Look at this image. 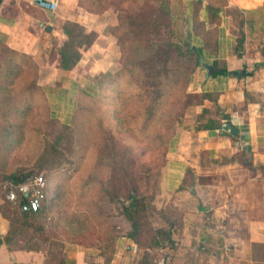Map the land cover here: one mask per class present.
<instances>
[{"label": "crops", "instance_id": "crops-1", "mask_svg": "<svg viewBox=\"0 0 264 264\" xmlns=\"http://www.w3.org/2000/svg\"><path fill=\"white\" fill-rule=\"evenodd\" d=\"M46 1L54 5L53 10L39 7L37 0H0V43L35 66L37 88L54 87L72 103L67 107L70 115L79 92L76 73L119 70L121 49L110 35L119 26V18L110 17V8L90 10L79 0ZM190 2L186 0V6ZM223 9L226 17L208 25L210 33L217 35L205 43V58L189 86L191 93L202 96L201 101L189 107L185 117L219 121L221 127L230 123L238 136L222 128L221 132L196 131L192 124L179 132L174 149L167 152L165 165L159 170L153 202L177 228L173 235L176 248L165 245L156 249L157 264H264V40L251 53L246 48L248 40L258 34L264 37V0H225ZM186 13L189 15L188 7ZM234 14L243 17L238 21L243 32L240 39L229 32ZM66 23L95 35L92 44L80 51V60L71 70L60 68L56 52L66 39L62 30ZM208 65H212V74L216 68L243 71V75H209ZM189 178L194 179L193 185L185 183ZM60 180L56 177L48 181V200L57 190L65 189ZM53 197L50 203L54 207ZM104 203L110 205L106 210ZM99 205L119 236L111 264H133L141 250L126 237L124 217L106 200ZM157 219L158 227L166 225ZM7 228L8 221L0 214V264H58L59 259L64 264H103L99 250L68 242H60L58 253L54 250L59 241H51L45 252L9 253L1 243Z\"/></svg>", "mask_w": 264, "mask_h": 264}, {"label": "trees", "instance_id": "trees-1", "mask_svg": "<svg viewBox=\"0 0 264 264\" xmlns=\"http://www.w3.org/2000/svg\"><path fill=\"white\" fill-rule=\"evenodd\" d=\"M224 1L219 3L212 0H191L189 6L187 5L190 23L193 26L187 35L189 40L185 37L175 41V31L171 26L175 17L171 16L170 2L167 0H161L159 7L156 8L159 15L153 16L152 19L144 17L142 20L145 24L141 26L133 22L130 16L131 12L129 15L127 14V21L130 29H132L127 32L130 36V44L124 46L125 38L117 36V43L122 53L120 58L122 67L115 75L109 73L101 75V78L109 77L110 82L106 84L117 89V98H112V101L116 102L120 98L116 103L118 107L115 111L121 114V120L118 121L117 119L116 121L118 130L124 127V117L125 122L130 125V130L126 133H130L129 136L136 142L138 140L144 142L152 121H166V124H163V129L153 135L150 141L157 143L158 147L161 144L167 146L166 152L172 150L171 146L177 140L179 132L190 127V125L181 127V120L186 110L198 104L202 98V96L194 94L196 97V101H194L191 97L192 94L185 93L184 95L188 100L186 99L187 101L179 104L180 101L173 102L171 100L172 89L173 93H178L180 90L186 89L192 81L195 69L200 66L201 59L205 58L203 49L205 43L208 42L207 39L204 40L199 36V31L210 32L208 30L209 24L219 23L226 17L223 9ZM118 18L119 21L124 20L122 14H119ZM135 26L138 28L135 29ZM121 28L119 25L112 30L117 33ZM62 30L66 39L56 49L59 56V66L63 70H71L80 60V51L92 44L95 35L86 33L84 28L74 23H66ZM142 37H146L145 40H142ZM242 42L243 39L240 43ZM0 53L2 54H0L1 95L8 99L12 87L17 85L20 79H24L20 84L29 93L38 90L34 77L36 68L31 62L25 61L23 56L5 51L3 47H0ZM192 58H194V62L191 64ZM218 73L238 78L243 75V71L227 72L225 69L216 70V68L212 75ZM103 82L104 80L97 84L102 85ZM122 84L128 85L125 89L127 91L124 90ZM130 91L132 92L130 93ZM127 93L128 96L131 95V103H133L130 108L133 113L128 110L130 103L126 101L128 99L125 97ZM172 104L175 106V113L178 115L171 113ZM164 106H169L167 115L162 112ZM134 119L136 122L133 121ZM139 121L143 123L139 124ZM221 128V123L214 120L197 119L194 124L196 131L217 130L221 132ZM123 131L125 132V129ZM165 135H167V139ZM105 156H109V153ZM106 161L108 167V159ZM109 163L111 165L107 169L106 178L104 180L95 178V181L106 192L108 202L115 207L118 215L123 216L128 222L130 229L125 234L126 237L144 252L143 256L137 258L134 264H150L156 249L165 245L169 248H176L173 235L177 232V228H174L171 219L162 210H156L153 205L154 196L137 195V188L134 187L133 180L128 177L126 165L122 164L118 168L113 159ZM39 168H44V166L41 165ZM49 170L53 169L50 168ZM119 171L120 173H118ZM0 173L1 184L4 183V188L1 189L0 187V214L8 221L7 232L1 243L5 245L9 253L13 251L45 252L51 241H59L80 244L84 247H94L99 250L98 256L103 258V264H111L119 236L115 234L108 220V215L102 212L100 206L97 208L98 205L94 204L90 198L93 190L91 188L97 185L95 182L93 186L90 183H83L81 186L82 193L78 194V197L75 194V189L57 190L55 196H51L56 198V204L53 207V204L50 203L52 198L47 199V189L48 181L55 172L48 173V179L45 178V197L39 209L35 212H23L19 205L14 206L5 199L8 184L11 182L20 183L28 177L37 175L38 172ZM57 178L61 179L60 182L64 183L65 186L68 178L67 172ZM189 180L185 183L193 185L194 179L189 178ZM114 181L115 185L119 183L121 186L120 190L114 188L115 191L112 192L113 187L111 185ZM59 200L60 202H58ZM150 210H153L166 225L153 227L149 218ZM58 264H64V260L59 259Z\"/></svg>", "mask_w": 264, "mask_h": 264}, {"label": "rangeland", "instance_id": "rangeland-1", "mask_svg": "<svg viewBox=\"0 0 264 264\" xmlns=\"http://www.w3.org/2000/svg\"><path fill=\"white\" fill-rule=\"evenodd\" d=\"M79 1L80 3L84 2V5L89 7L90 10L110 8L113 11L110 15L112 18L122 14L124 20L119 21V25L122 27L121 30L117 31V33L111 30L110 33L112 34L110 35L116 42L117 36L119 38H125L123 43L124 46H127L130 44V36H128L127 32L132 30L127 21L129 13L131 12L130 16L133 22L141 26L145 24L142 20L144 17L152 19L154 18L153 16L157 17L159 15L156 8L159 7L161 0ZM167 1L170 2V0ZM212 1L222 3V0ZM186 4V0H172L170 2L171 16L175 17V20L171 23L172 29L175 31V41L182 40V38L184 39L185 37L188 39L187 35L190 28L193 27L190 23L189 15L186 13ZM232 18L234 19V26L229 32L231 34L234 33L236 38H243V32L238 27V21L243 18L242 15L234 14ZM234 27L237 30H235ZM137 28L138 26H135V29ZM213 33L214 36L210 32L206 33L199 31V36L209 41L217 35V32ZM246 33L250 34L251 32L247 29ZM145 38L146 37H142V40H145ZM261 39L264 40V37L258 34L256 39L247 41L246 48L249 50V53L259 49L258 47L260 46ZM0 47H3L5 51H9L3 44H0ZM193 60L194 58H192L191 64L194 62ZM121 67L120 63L119 70L112 73L106 71V73L115 75L120 71ZM196 70L197 68L192 75V81ZM87 71L75 74L74 78L79 86V92L76 95L74 112L70 115H68L70 112H68L67 107H71L72 103L69 100L65 101V99L56 92L57 89H54V87H52V89L40 87L38 90L29 93V91H26V88L20 84L24 79H20L18 80V84L12 87L8 99L0 93V172L6 174L17 171L19 173L33 171L36 173L38 172V174L44 172L46 174L45 178L47 179L48 173L55 172L49 180L67 172L68 178L65 183V189L67 188L66 184L70 181L68 183V188L71 190L75 189V194L78 197V194L82 193L81 186L83 183H90L93 186L94 182L97 184L95 178L99 180H104L106 178V173H108L107 169L110 168L111 165L109 161L113 159V161L115 160L117 163L116 166L118 168L122 166V164L126 165L128 177L133 180V185L137 188V195L146 197L154 196L156 198L155 191L157 189L159 170L165 165L167 146L161 144V146L158 147V144L152 143L150 139L163 129V124L165 125L166 121H152L148 128L149 133L145 137V141L140 142L138 140L136 142L135 139L129 136L130 133H126L130 130V125L125 122L124 117V127L118 130L116 126L117 119L118 121L121 120V114L115 112L118 107L116 103H118L120 98H118L116 102L112 101V98H117V89H113V87L106 84L110 82V78H101V75L106 73L93 74L92 72L87 73ZM102 80H104V84H97ZM190 84L186 89L178 90V93H173L172 89L171 100L173 102L178 100L180 101L179 104L183 103L186 99L188 100L184 95L188 93L192 94L191 97L196 101L194 93H191L189 90ZM122 86L125 90L128 85L122 84ZM131 92L132 91H130V93ZM125 97H128V99H126L127 103H130L128 110H131V113H133L130 108L133 103H131V95L128 96L127 93ZM172 106L171 113L173 115H178L175 113V106L173 104ZM168 110L169 106H164L162 108V112L166 115L169 113ZM186 112L181 120L182 128L191 124L194 125L196 119H199V117L195 116V118L193 115L185 117ZM133 121L136 122V119ZM140 123L141 121H139V124ZM123 129H125V132ZM165 137L167 139V135H165ZM176 143L177 140L172 144L171 149H174ZM107 153H109V156H105ZM106 157H109L107 158L108 167L106 166ZM41 165L44 166V168H39ZM50 168L53 170H49ZM120 171L118 173H120ZM121 175L123 176L122 172ZM222 181H224L221 182L222 186L225 187L227 182L225 179ZM210 182L211 178L209 179V183ZM1 183L2 180L0 178V187L2 189L4 188V183ZM120 186L119 183L115 185L114 181L111 185V187H113L112 192L115 191L114 188L120 190ZM91 189L93 190L91 191L92 196H90V198H92L94 204L98 205L97 208L102 206L99 205L101 201L106 200V202H108L106 192L102 190L101 185H94ZM222 193L223 195L225 194L224 191ZM104 207V210H106V207H110V205L104 203ZM112 208L115 209L114 206ZM101 209L103 210V206ZM149 218L153 227H158L160 225L157 219L158 216L153 210L149 211ZM125 224H128L126 220ZM128 225H125V233L129 231ZM60 244V242L57 243V247L54 250L55 252L56 249H61ZM143 254L144 252L140 251L139 255L133 260V264L137 258L142 257ZM211 254H213V252H211ZM215 255L217 254H214V256ZM61 257L62 255L60 258ZM52 259L54 258L52 257ZM57 260L58 258H55V263H57ZM158 260L159 257L153 255L150 264H157Z\"/></svg>", "mask_w": 264, "mask_h": 264}, {"label": "built area", "instance_id": "built-area-1", "mask_svg": "<svg viewBox=\"0 0 264 264\" xmlns=\"http://www.w3.org/2000/svg\"><path fill=\"white\" fill-rule=\"evenodd\" d=\"M38 6L44 9L53 10L54 5L46 0H37ZM45 174L40 173L28 177L20 183H9L5 199L14 206H20L23 212L37 211L45 197ZM203 264V263H198Z\"/></svg>", "mask_w": 264, "mask_h": 264}, {"label": "water", "instance_id": "water-1", "mask_svg": "<svg viewBox=\"0 0 264 264\" xmlns=\"http://www.w3.org/2000/svg\"><path fill=\"white\" fill-rule=\"evenodd\" d=\"M208 74H212V65H208L207 67ZM222 130L224 132H227L228 134L237 137L238 136V130L230 123H226L222 125Z\"/></svg>", "mask_w": 264, "mask_h": 264}]
</instances>
